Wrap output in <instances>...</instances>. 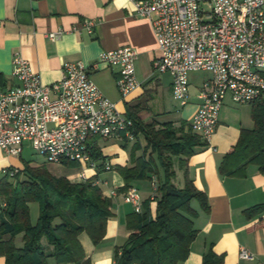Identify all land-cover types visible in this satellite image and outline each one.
<instances>
[{
    "label": "crops",
    "instance_id": "crops-1",
    "mask_svg": "<svg viewBox=\"0 0 264 264\" xmlns=\"http://www.w3.org/2000/svg\"><path fill=\"white\" fill-rule=\"evenodd\" d=\"M88 18L96 22L91 33L82 29V21ZM74 26L80 31H73ZM57 28L65 31L59 39L52 41L47 33ZM125 45L138 52L135 76L140 85L122 100L116 88V69L101 65L90 71L91 80L126 116L134 113L143 123L155 122L157 126L166 123L174 128L190 126L200 104L197 94L203 78L191 88L190 73L188 102L181 106L173 98L170 74L154 72L153 63L159 51L151 21L136 15L128 0H0L1 89L19 83L12 76V60L16 54L28 61L42 83L50 84L61 79L65 62L81 60L91 64L101 51ZM166 94L177 102L175 110L165 100ZM177 110L179 112L173 116L172 112ZM253 127L252 103L237 104L227 95L209 143L195 147L188 158V176L195 187L205 193L208 208L203 210L198 203L195 207L192 205L198 213L193 219L197 233L182 264H201L204 253L210 248L223 256L222 264H264V212L252 216L244 213L246 208L264 202V172H260L256 163L248 164L238 175L221 174L219 171L220 162L236 144L240 131ZM114 140H118V144ZM136 144L139 147L133 150ZM145 145L141 132L132 141L115 138L93 140L92 151L99 149L101 153L93 156L96 167L87 170V174L100 179L103 172L111 173V183L100 179L106 184L98 186L110 199L113 215L107 220L104 237L99 243L94 244L85 232L78 237L90 264H114L115 247L123 245L130 234L126 216L133 208L124 201L126 190L135 187L138 193L142 191L139 193L141 202L153 194L150 179L134 180L124 188V181L115 168L131 166L133 157L142 155ZM25 162L21 153L9 155L0 149V179L4 177L5 168L13 167L20 171ZM104 162L111 165L109 170H104ZM72 167L78 168L75 173L80 169L77 164ZM176 170L182 173L177 167ZM70 176L66 177L76 181L74 176ZM23 178L21 174L20 179ZM177 184L181 186V183ZM110 189H115L116 195H107ZM150 207L154 213L155 201L151 200ZM15 244L22 245L21 234L15 237ZM240 247L251 252L250 259L238 258ZM0 264H5L2 255ZM47 264L57 263L49 257Z\"/></svg>",
    "mask_w": 264,
    "mask_h": 264
},
{
    "label": "built area",
    "instance_id": "built-area-1",
    "mask_svg": "<svg viewBox=\"0 0 264 264\" xmlns=\"http://www.w3.org/2000/svg\"><path fill=\"white\" fill-rule=\"evenodd\" d=\"M128 1L136 15L150 19L159 51L154 72L170 74L173 98L181 106L188 102L190 73H208L200 83V104L190 122L202 140L209 143L225 96L237 104L264 100V0ZM95 23L84 19L82 29L91 33ZM72 30L80 31L77 26ZM64 31L57 28L47 37L55 41ZM137 57V50L128 45L103 50L91 64L65 62L61 79L44 84L28 61L16 54L12 76L19 83L0 88V149L20 155L26 140L49 162L77 164L76 181L106 184L87 174L96 167L93 140L132 141L136 132L133 120L102 93L90 71L101 65L116 69V88L123 100L140 85L135 76ZM103 168L109 170L111 165L104 162ZM17 172L13 167L3 170L7 177ZM151 185L154 194L155 177ZM107 195H116V190L110 189ZM123 198L133 211H142L135 187H129ZM5 207L6 202L0 200V209ZM251 256L248 249L239 248V259Z\"/></svg>",
    "mask_w": 264,
    "mask_h": 264
},
{
    "label": "trees",
    "instance_id": "trees-1",
    "mask_svg": "<svg viewBox=\"0 0 264 264\" xmlns=\"http://www.w3.org/2000/svg\"><path fill=\"white\" fill-rule=\"evenodd\" d=\"M135 132L146 140L142 155L133 157L131 166H116L124 188L134 180L156 178L153 198L142 202V211L127 214L130 234L114 249V264H182L190 251L197 229L193 219L200 208H208L207 198L188 176L187 160L197 146L207 142L186 128H174L166 123H143L134 113H128ZM254 127L242 129L232 150L220 162L221 174L238 175L250 163L264 172V100L252 102ZM138 145L134 149H138ZM93 150L92 156L100 155ZM76 166L75 163H65ZM176 167L182 170L183 183H175ZM21 174L23 179L18 178ZM14 179V180H13ZM0 255L5 264H47L52 257L57 264H90L79 235L85 232L94 244L105 234L106 222L112 217L111 201L99 186L91 181H71L66 176L51 174L44 165L26 161L12 179H0ZM155 201L152 213L150 202ZM38 204V217L32 223L29 202ZM264 212V202L244 210L247 216ZM22 237V245L15 237ZM223 256L211 248L204 253L201 264H222Z\"/></svg>",
    "mask_w": 264,
    "mask_h": 264
},
{
    "label": "rangeland",
    "instance_id": "rangeland-1",
    "mask_svg": "<svg viewBox=\"0 0 264 264\" xmlns=\"http://www.w3.org/2000/svg\"><path fill=\"white\" fill-rule=\"evenodd\" d=\"M261 75L264 76V69L261 70ZM206 76H208L207 72L198 71V72L191 73V88L195 83H197V81L201 80L202 78H205ZM110 85L112 86L113 84H110ZM112 88H113V90H115L114 86ZM166 98H165V100H167L168 105L171 104L172 109L175 110V108L177 107V102L169 94H166ZM177 112H179V110L173 111L172 115L175 116ZM110 141H112V140H110ZM114 141H116V143L118 144V142H117L118 140H114ZM22 147L23 148H22V152H21V158L23 161H29L30 163H33L35 165H44L46 167V169L51 174H53L55 176H69V175H71L70 177H73L76 174L75 171H77V169H78L76 167H72V166L64 164V163H54V162H49V161L45 160V158L41 154L35 152V150L32 148L31 143L29 141H26V140L23 141ZM105 149L107 150L108 148H105ZM20 177H21V175L18 178H20ZM100 179L101 180L107 179L111 183V173L103 172L100 175ZM178 182L181 183V185H182L183 173H181L179 171L177 172V170H176L175 183L177 184ZM139 193H142V191L140 192V190H139ZM28 205H29L30 220L32 223H35L37 220V217H38V212H39L38 211V204L36 202L32 201V202H29ZM192 205L194 207L197 206V202L192 201Z\"/></svg>",
    "mask_w": 264,
    "mask_h": 264
}]
</instances>
